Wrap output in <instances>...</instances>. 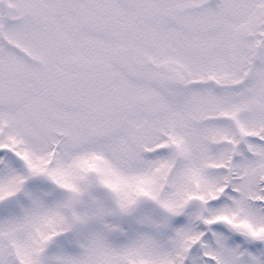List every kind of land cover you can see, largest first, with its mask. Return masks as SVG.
Wrapping results in <instances>:
<instances>
[{
    "label": "snow or ice",
    "instance_id": "1",
    "mask_svg": "<svg viewBox=\"0 0 264 264\" xmlns=\"http://www.w3.org/2000/svg\"><path fill=\"white\" fill-rule=\"evenodd\" d=\"M0 264H264V0H0Z\"/></svg>",
    "mask_w": 264,
    "mask_h": 264
}]
</instances>
